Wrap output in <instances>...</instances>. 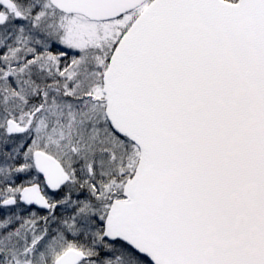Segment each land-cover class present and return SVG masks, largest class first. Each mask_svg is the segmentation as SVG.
<instances>
[{
    "label": "snow or ice",
    "instance_id": "1",
    "mask_svg": "<svg viewBox=\"0 0 264 264\" xmlns=\"http://www.w3.org/2000/svg\"><path fill=\"white\" fill-rule=\"evenodd\" d=\"M0 264H264V0H0Z\"/></svg>",
    "mask_w": 264,
    "mask_h": 264
}]
</instances>
